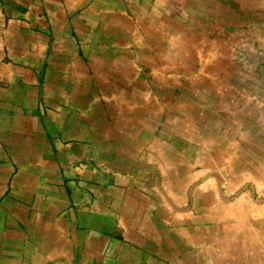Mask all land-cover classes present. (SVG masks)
<instances>
[{"label":"crops","instance_id":"1","mask_svg":"<svg viewBox=\"0 0 264 264\" xmlns=\"http://www.w3.org/2000/svg\"><path fill=\"white\" fill-rule=\"evenodd\" d=\"M260 49L264 0H0V264L246 257L211 176Z\"/></svg>","mask_w":264,"mask_h":264},{"label":"rangeland","instance_id":"2","mask_svg":"<svg viewBox=\"0 0 264 264\" xmlns=\"http://www.w3.org/2000/svg\"><path fill=\"white\" fill-rule=\"evenodd\" d=\"M253 53L263 63L255 64L251 58L248 67H235L244 92L232 97L235 113L225 117L234 126L232 154L227 161L213 165L211 176L221 200L239 215L234 225L241 237L238 240L245 241L246 257L236 252L234 264H264V49Z\"/></svg>","mask_w":264,"mask_h":264},{"label":"bare ground","instance_id":"3","mask_svg":"<svg viewBox=\"0 0 264 264\" xmlns=\"http://www.w3.org/2000/svg\"><path fill=\"white\" fill-rule=\"evenodd\" d=\"M259 223V222H258Z\"/></svg>","mask_w":264,"mask_h":264}]
</instances>
